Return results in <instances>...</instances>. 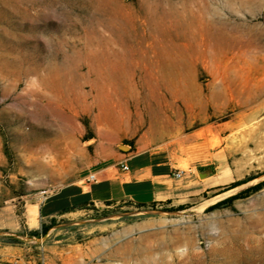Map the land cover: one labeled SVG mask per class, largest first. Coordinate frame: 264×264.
Segmentation results:
<instances>
[{
    "label": "rangeland",
    "instance_id": "rangeland-1",
    "mask_svg": "<svg viewBox=\"0 0 264 264\" xmlns=\"http://www.w3.org/2000/svg\"><path fill=\"white\" fill-rule=\"evenodd\" d=\"M112 25L135 43L128 50L137 65L133 84L103 88L80 76L73 85L61 70L57 79L73 101L58 99L41 79L77 62L95 77ZM122 41L112 43L118 54L127 51ZM169 57L179 62L169 72L149 62ZM112 115L123 125L110 127ZM66 120L76 126L73 136L53 145ZM202 126L213 145L223 141L217 131L229 133L233 158L247 163L250 179L120 218L66 214L45 234L28 235L26 203L85 173L97 146L136 150ZM262 179L264 0H0V239H16L0 240V264H139L146 245L166 252L168 262L264 264V186L232 208L208 210ZM175 230L191 246L160 249Z\"/></svg>",
    "mask_w": 264,
    "mask_h": 264
},
{
    "label": "crops",
    "instance_id": "crops-1",
    "mask_svg": "<svg viewBox=\"0 0 264 264\" xmlns=\"http://www.w3.org/2000/svg\"><path fill=\"white\" fill-rule=\"evenodd\" d=\"M201 128L136 150L97 146L85 173L45 198H32L26 203L25 223L36 229L42 222L66 214L93 212L94 217L105 214L95 218H120L131 208L183 204L249 173L246 162L234 160L227 131L224 135L217 131L223 137L217 146L212 144L210 133L200 134ZM120 162L128 168H121ZM176 170L181 174L176 175ZM92 171L95 179L88 180L86 175ZM73 205L77 208L63 212Z\"/></svg>",
    "mask_w": 264,
    "mask_h": 264
},
{
    "label": "bare ground",
    "instance_id": "bare-ground-1",
    "mask_svg": "<svg viewBox=\"0 0 264 264\" xmlns=\"http://www.w3.org/2000/svg\"><path fill=\"white\" fill-rule=\"evenodd\" d=\"M134 18H135V16L133 17V19ZM110 30H111L110 35L107 38H105V40H104V45H103L102 51H100L96 55L97 60L99 61L98 62V67H97L98 71L94 72V70H95L94 66H93V69H92V71L94 72L93 74H95V77H91V75H87V74H84L81 71H79L78 70V66H79L80 63L77 62L75 64L73 63V64H70V65H67L65 67V69L57 68L55 70H52L51 73L47 77H43L41 79V81L43 83H45L48 86L49 89H51V90L54 89L57 92V94L60 93V95L59 94L56 95V96H58V99H59V97H61L63 99V101L66 102V103L68 101H71V102L73 101L71 96H69V95L67 96L65 94V90L67 88L63 89L64 86L62 87L63 84L61 85V80L62 79L61 80H58L59 78L57 79L58 72L61 71V70L64 71L63 72L64 74H66L68 72L71 73V74L70 73L69 74L72 76V79H70V80H72V84L73 85H74V82H75V78H76V81H77L78 80L77 78L80 77V76L90 78L91 81H92L91 83H93L94 86H100V87H103V88H113L114 89V88H118L120 85H128V84L131 85V84H133V70L136 69L137 65H136L135 58L132 57L131 54L128 53V50L130 51V50L135 49V46H134L135 43H134V41L130 40V36L131 35L126 32L127 30L123 29V30H125V32H123V30L121 29L120 26L112 25ZM117 37H120V38L123 39L122 42L124 44L125 49L127 50L125 54L116 53L117 49L112 46L113 45L112 43L117 40ZM64 55H65V58L70 57L69 53L64 54ZM80 59L82 60L81 57H80ZM149 62L151 63V65L158 66L159 68H161L163 70H166L167 72H169L171 67H172V69H177L179 67L178 58H173L172 59L171 57H169V58H166V59L164 58V59H157V60L149 59ZM143 80H145V79H143ZM63 81H65V80H63ZM148 82L151 83L150 81H148ZM153 84L159 85V84H162V82L157 80ZM68 87H70V86H68ZM54 97H55V95H54ZM53 98H51V99H53ZM48 100H50V99H48ZM54 101H55V99H54ZM84 105L86 106V104H84ZM59 106H60V104H59ZM88 107H90V106H88ZM39 113L45 114V111L43 110V108H41V107L39 108ZM34 114H36V113H34ZM69 120H71V119H69ZM67 121L68 120L64 121L60 125V127L56 130V132H55V136L56 137H53L51 139V142H52L53 145H55L56 141L60 140L62 137L65 138L66 136H73V133H74L73 131H74L76 126H74V125L68 126L71 122L73 123V121H71L70 123H68ZM121 123L122 122L119 121L118 117L115 116V115L110 116L109 119H108V122H107V124L110 127H112V128L113 127L116 128L118 125L122 126L123 124H121ZM258 221H260L261 223H264L263 219H260V217H259ZM258 221L256 220L255 224H257ZM174 234L175 235L171 239H169L168 241H163L162 244H160L158 247L160 249H163L164 247L174 246V247H177L176 249H178L180 247V245H182V244L190 245V243H191L190 236L187 235L185 237L182 234H180V231H178V230H175ZM190 246H189V248H190ZM128 252L130 253V249H129ZM182 253H183V251H182ZM137 254H138V257L136 259H139V264H157V263H159V264H184L182 261L181 262H179V261L178 262H171V261L168 262L166 260L167 258L165 259L167 253L164 252L163 250H159L158 252H156V250L151 245H146V247L139 248Z\"/></svg>",
    "mask_w": 264,
    "mask_h": 264
},
{
    "label": "trees",
    "instance_id": "trees-1",
    "mask_svg": "<svg viewBox=\"0 0 264 264\" xmlns=\"http://www.w3.org/2000/svg\"><path fill=\"white\" fill-rule=\"evenodd\" d=\"M85 124L88 126L87 121H85ZM251 177H252L251 175L244 176L240 179H236L234 181H231V183H229L227 185L219 187V189L231 188V187L238 186L240 184L245 183V181H247ZM263 186H264V179L258 181V183L250 185V186H248V187H246V188H244V189H242V190H240V191H238L232 195H229V196L219 200L218 202L209 206L208 210H213L215 208H226V207L232 208L233 207V205H232L233 200H235L237 198L246 197V196L250 195L252 192L257 191L258 189L262 188ZM203 195L206 196L207 194L204 193ZM76 206L77 205L67 207L63 210V212L68 211V210H73L74 208H77ZM182 206L183 205H179V206H177V208H182ZM104 215L105 214L96 215L95 217L104 216ZM55 224H56L55 218H51L47 223L42 222L38 228L29 230L28 235L38 237L42 234H45ZM0 240H2L3 242H6V243H11V242H14L16 239L13 237H6L5 239H0Z\"/></svg>",
    "mask_w": 264,
    "mask_h": 264
},
{
    "label": "built area",
    "instance_id": "built-area-1",
    "mask_svg": "<svg viewBox=\"0 0 264 264\" xmlns=\"http://www.w3.org/2000/svg\"><path fill=\"white\" fill-rule=\"evenodd\" d=\"M120 167L123 168V169H127V168H128V165H127L125 162H120ZM175 174H176V175H180V174H181V170H176V171H175ZM86 178H87L88 180L95 179V172H94V171H92V172H88L87 175H86ZM46 195H48V194H45V193H44V195H43L42 197L45 198Z\"/></svg>",
    "mask_w": 264,
    "mask_h": 264
},
{
    "label": "water",
    "instance_id": "water-1",
    "mask_svg": "<svg viewBox=\"0 0 264 264\" xmlns=\"http://www.w3.org/2000/svg\"><path fill=\"white\" fill-rule=\"evenodd\" d=\"M121 144L124 145V146H127V147L129 146V144H127V143H121ZM122 148H126V147H122Z\"/></svg>",
    "mask_w": 264,
    "mask_h": 264
}]
</instances>
